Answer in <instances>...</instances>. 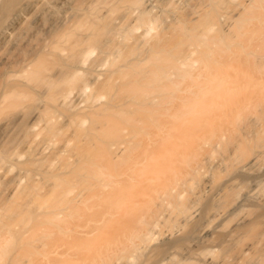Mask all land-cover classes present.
Segmentation results:
<instances>
[{"label":"bare ground","instance_id":"bare-ground-1","mask_svg":"<svg viewBox=\"0 0 264 264\" xmlns=\"http://www.w3.org/2000/svg\"><path fill=\"white\" fill-rule=\"evenodd\" d=\"M16 243L264 264V0H0V260Z\"/></svg>","mask_w":264,"mask_h":264},{"label":"rangeland","instance_id":"rangeland-1","mask_svg":"<svg viewBox=\"0 0 264 264\" xmlns=\"http://www.w3.org/2000/svg\"><path fill=\"white\" fill-rule=\"evenodd\" d=\"M5 196H2L1 199H4ZM34 245L37 244V242H33ZM19 251V247L18 244L16 243L15 245L7 248L6 250V254H5V260L1 259L0 260V264H29L27 262H25V258L24 257H20L19 255H16ZM11 256L12 261L9 260V257Z\"/></svg>","mask_w":264,"mask_h":264}]
</instances>
